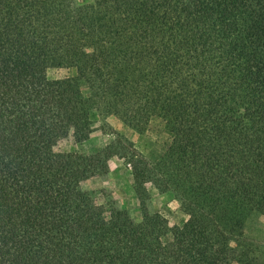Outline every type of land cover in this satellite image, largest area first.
<instances>
[{"label": "trees", "instance_id": "trees-1", "mask_svg": "<svg viewBox=\"0 0 264 264\" xmlns=\"http://www.w3.org/2000/svg\"><path fill=\"white\" fill-rule=\"evenodd\" d=\"M93 68L98 111L139 129L158 110L174 123L157 162L128 158L140 196L153 184L182 200L169 242L145 202L136 222L81 188L118 144L56 150L95 130ZM253 213L264 215V0H0V264H254Z\"/></svg>", "mask_w": 264, "mask_h": 264}, {"label": "rangeland", "instance_id": "rangeland-1", "mask_svg": "<svg viewBox=\"0 0 264 264\" xmlns=\"http://www.w3.org/2000/svg\"><path fill=\"white\" fill-rule=\"evenodd\" d=\"M91 1L72 0V4L79 7ZM75 74L74 68H51L48 71V76L54 79ZM97 83V70L93 68L91 81L83 85V91L87 99L89 118L94 122V132L84 142H76L72 136L65 138L57 144L56 150L91 155L103 150L112 142L118 144L116 147L118 154L109 160V171L84 180L81 188L106 211L112 209L125 211L136 222L143 218L142 202H145L150 213H160L165 217L167 226L161 235L164 242H169L173 238L174 229L188 218L182 200L172 191L160 190L153 184H147L144 194L140 196L135 188L133 163L129 162L128 158L139 155L152 164L157 162L173 141L174 123L163 110L156 111L143 129L130 126L114 115H104L102 110L98 111L95 103ZM244 245L249 253L257 257L254 264H264L263 214L253 213L247 219Z\"/></svg>", "mask_w": 264, "mask_h": 264}]
</instances>
